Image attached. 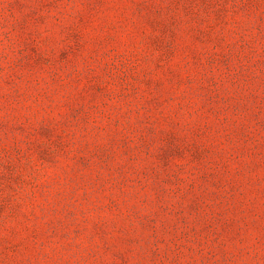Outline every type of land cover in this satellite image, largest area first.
<instances>
[{"label": "rangeland", "instance_id": "374dc122", "mask_svg": "<svg viewBox=\"0 0 264 264\" xmlns=\"http://www.w3.org/2000/svg\"><path fill=\"white\" fill-rule=\"evenodd\" d=\"M0 264H264V0H0Z\"/></svg>", "mask_w": 264, "mask_h": 264}]
</instances>
